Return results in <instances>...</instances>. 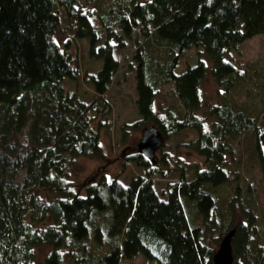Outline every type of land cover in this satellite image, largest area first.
Masks as SVG:
<instances>
[{"label": "trees", "instance_id": "16d2710c", "mask_svg": "<svg viewBox=\"0 0 264 264\" xmlns=\"http://www.w3.org/2000/svg\"><path fill=\"white\" fill-rule=\"evenodd\" d=\"M258 36H264V0H0V264H120L139 256L155 264H212V244L230 232L240 191L215 224L218 205L206 188L238 182L226 159L247 133L264 199V134L250 107L232 105L244 74L232 54ZM77 42L89 60L101 62L85 78L97 97L91 104L62 86L80 78ZM113 44L133 50L138 120L132 128H156L161 148L193 131L189 148L204 170L192 173L165 154L152 164L137 152L125 162L140 175L126 186L97 171L83 183L68 182L75 159L102 158L91 127L109 112L102 97L119 70ZM187 51L198 59L177 75ZM207 80L218 101L198 117ZM167 85L178 111L155 113L159 88ZM174 173L178 181L157 193L155 181ZM243 204L247 221L233 228V264H264V240Z\"/></svg>", "mask_w": 264, "mask_h": 264}, {"label": "rangeland", "instance_id": "374dc122", "mask_svg": "<svg viewBox=\"0 0 264 264\" xmlns=\"http://www.w3.org/2000/svg\"><path fill=\"white\" fill-rule=\"evenodd\" d=\"M65 39H67V37ZM76 45L75 52L80 78L77 83L65 82L62 86L66 92H75L79 101L85 104H91L97 97H94L89 81L85 80V78L97 72L96 70L101 67V62L96 63L89 60L83 43L77 42ZM113 50L116 53L115 57L119 63V70L114 76L107 94L102 97L109 107V112L99 121L93 122L91 127L97 132L99 152L102 158L97 159L91 157L88 159H75L76 169L74 168L70 171V178L68 179V182L74 185L85 182L86 178L96 171L108 181L118 177L119 182L124 186L129 184L131 178L140 175L138 170L125 162L127 158L138 152L136 146L140 143L142 134L146 130L145 128L139 130L132 128V124L138 120V113L135 105L137 99L135 92V76L133 75L135 64L130 62L133 50L130 47L119 49L116 44H113ZM232 56L234 57V62L237 64L238 71L244 73L239 81V83H242L241 88L234 92L237 95L234 98L236 103H232V105L235 107H241L243 105L250 107V110L255 113L258 119L257 126L260 127L262 134H264V112L262 111L263 105L261 100L264 96V36H258L246 41L239 47L237 54L233 53ZM197 59L198 56L195 55L194 51L185 52L178 63L175 73L177 75L183 73L187 67L195 65ZM128 65H132L131 71L126 68ZM253 70L256 72V74L253 75L254 78L250 75V73H253ZM172 90L173 86L171 85L159 88V94L154 104L155 113H163L170 110L175 114L178 111L177 101L173 96ZM216 90V85L213 84V82L210 80L205 82L202 87L204 103L202 104L198 117H202L205 114L208 103L211 105L217 104ZM178 118L180 119V117ZM99 124L103 125L98 130ZM195 138L196 135L193 131H183L177 136L170 138L168 141H164L163 147H159L154 156L159 159L161 154H165L169 157L171 162L179 160V162L192 173L194 171L200 172L204 170L203 160L189 148L190 143H192ZM252 139L253 136L251 133H247L238 142H235L232 145V155L226 159L228 171L234 175V178L238 175V178H236L238 182L218 189H206L212 192L215 198L213 200L218 205L216 214L214 213L215 224L218 223V220H220L222 216L226 217V203L229 202V198L233 195V191L239 190V199L235 204L236 217L230 231L238 224H246L247 219L242 217L239 212L241 208L239 204L245 203L255 215L257 237L260 243L264 240V199L261 192L262 180L260 168L256 156L251 149L253 148L251 145ZM262 149L264 154V146ZM124 162L125 169L122 168ZM107 175L110 178L107 177ZM176 181H178L177 173H174L173 176H168L167 179L161 183L155 181V190L159 193L161 188H164L166 184L175 183ZM247 189L249 192H246ZM213 235H215V233L207 234L206 238L209 243H212V238H214ZM218 247L219 244L218 246H213L212 244L214 253ZM44 253L45 251H43L42 255H44ZM250 259L254 260L253 253L250 255ZM238 261L240 262V260ZM37 263L38 260L34 262V264ZM120 264L155 263H148L139 256L131 261L122 260Z\"/></svg>", "mask_w": 264, "mask_h": 264}, {"label": "water", "instance_id": "95a60500", "mask_svg": "<svg viewBox=\"0 0 264 264\" xmlns=\"http://www.w3.org/2000/svg\"><path fill=\"white\" fill-rule=\"evenodd\" d=\"M162 136L156 128H149L142 134L140 143L137 145L138 153L148 158L152 164L155 163V152L162 144ZM234 231H230L219 243L218 249L212 257V264H233L231 242Z\"/></svg>", "mask_w": 264, "mask_h": 264}]
</instances>
